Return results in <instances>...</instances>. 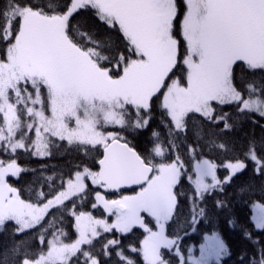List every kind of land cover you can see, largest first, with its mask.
<instances>
[{
  "label": "snow or ice",
  "instance_id": "obj_1",
  "mask_svg": "<svg viewBox=\"0 0 264 264\" xmlns=\"http://www.w3.org/2000/svg\"><path fill=\"white\" fill-rule=\"evenodd\" d=\"M81 10L92 12L103 35L71 24ZM181 63L182 75L173 78ZM160 94L164 131H153L152 146L145 153L122 143L119 132L98 130L101 125L148 127L152 101ZM223 105L264 119V0H183L182 7L178 0H0V152L23 149L47 156L49 137L66 141L85 156L103 149L98 171L76 164L58 186L47 177L51 191L39 190L36 203L22 199L6 179L25 169L16 159L0 160V226L14 222L13 236L38 228L33 240L40 245L33 251L25 240H16L0 252V264H9L10 255L11 264H70L78 254L83 264H102L97 254L81 246L93 245L100 229L128 233L136 226L147 233L139 247L132 248L142 254L144 264H173L163 258L162 249L174 250L178 264H186L179 234L170 238L165 231L178 203L174 188L184 169L181 150L190 155L205 146L228 150L211 136L205 140L203 128L194 130V143H186L194 115L202 125L232 127L230 114L217 108ZM246 162L264 175V151L257 150L255 141L235 162L223 165L229 173L223 180L217 178L215 163L197 161L194 191L188 194L193 230L205 213L199 202L230 182ZM205 177H211V183ZM86 179L105 189L135 185L139 191L117 200L95 193L92 207L103 204L115 216L112 223L77 213L73 205L69 214L75 219L77 238L65 243L63 213L45 223L46 217L85 194ZM256 207L255 225L264 229V206ZM143 214L152 218L155 230ZM245 236L251 238L249 233ZM188 251L187 264H212L213 259L219 264L227 249L213 233L205 236L199 258ZM101 252L109 258L115 254L117 264H135L124 255L119 240H108ZM250 264H264V248Z\"/></svg>",
  "mask_w": 264,
  "mask_h": 264
},
{
  "label": "trees",
  "instance_id": "obj_2",
  "mask_svg": "<svg viewBox=\"0 0 264 264\" xmlns=\"http://www.w3.org/2000/svg\"><path fill=\"white\" fill-rule=\"evenodd\" d=\"M71 24L82 25L83 30L99 31L101 35L104 33L103 27L99 25L90 10H81L74 15ZM236 68L237 75L240 76V65L238 64ZM182 69L183 66L180 64L175 73L182 75ZM260 76L261 73L257 72L255 78L258 80ZM252 78L249 76V79ZM161 99L162 94L152 101V118L148 127L136 129L128 126L122 129L117 126L112 128L113 132H119L124 137L122 141L127 142L139 153L143 154L146 149L151 148L153 131H164L161 126L163 119L160 108ZM217 108L219 111L230 114L229 123L232 124V127L225 130L223 123L215 127L207 124L202 125L198 114L194 115L188 122L186 143H194L196 140L194 130L203 128L205 140L211 136L216 139L217 143H225L228 150L210 149L205 146L202 151L198 149L195 154L191 155L186 149L181 150L184 169L177 186H175L178 203L173 219L168 222L165 231L170 238L174 234H179L180 248L186 264L188 250L191 249V253L197 250L198 244L205 236L214 232L220 235L227 249L226 254L220 257L219 264H250L253 256L259 259V249L264 248V229H256L251 219V204L253 202L264 203V175L256 173L251 162H246L247 167L235 174L230 182L222 184L205 195L204 199L199 202V208L205 210L204 216L198 219L194 230L190 226L192 205L188 194L194 191V185L189 177L193 176L195 161L205 158L215 163L217 178L223 180L229 174L223 165L227 162H235V158L242 155L250 141H255L258 151H264V119L256 114L238 113L234 105L217 106ZM50 141L48 148L50 154L43 157L32 155V150L25 152L23 149H18L15 154L0 152V159L3 161L16 159L20 167L25 169L17 177H8L9 184L19 190L21 198L24 200L36 203L39 190L42 189L45 193L51 191L49 187L51 182L46 179L47 177H53L54 186H58L61 176L63 175L66 180L69 172L75 170L73 166L76 164H87L93 171L98 169L97 162L102 156V147L85 156L82 151H77L75 146L68 145L66 141H60L57 138ZM86 184L88 187L85 194L66 201L62 208L50 210L51 214L46 217L45 223L52 219V215L59 216L60 213H63L62 227L67 240H71L75 235V219L69 214L73 205H75L77 213L80 211L91 212L94 217L100 218L104 217L105 212L100 205H97L96 208L92 207L96 203L95 193L100 192L108 200L117 197L116 193L93 185L89 179H86ZM56 190L60 189L57 187ZM54 194L55 192L52 193V195ZM217 201L222 202V206H218ZM15 227L14 222L8 221L0 228V252L6 248H12L16 240H25L30 246V250H38L40 245L38 240H33V235H37L39 229L37 228L35 233L28 230L25 235L13 236ZM245 233H249L251 238L246 237ZM143 235L144 231L138 226L128 233H119L115 230L103 232L100 237L95 238L93 245H85L83 249L91 250L97 254L102 264H117L115 254L109 258L101 252L104 243L116 239L120 241V249L123 250L127 258L135 261V264H144L142 254L132 251L133 247H139ZM161 251L165 260H172L173 264H178L174 250L162 249ZM83 259V256L78 254L77 257L71 258L70 264H83ZM9 264H11V255ZM213 264H217V262L214 261Z\"/></svg>",
  "mask_w": 264,
  "mask_h": 264
},
{
  "label": "rangeland",
  "instance_id": "obj_3",
  "mask_svg": "<svg viewBox=\"0 0 264 264\" xmlns=\"http://www.w3.org/2000/svg\"><path fill=\"white\" fill-rule=\"evenodd\" d=\"M181 1H182V3H181ZM181 1H178V4H180L181 5V7H182V4H183V0H181ZM178 38H180V37H178ZM180 39H182V38H180ZM180 51H181V56H180V60L182 61V59H183V52H184V48H183V44H181V49H180ZM181 65H182V63H181ZM183 66V65H182ZM178 76H181L179 73H174V76H173V78H176V77H178ZM45 101H46V91H45ZM47 105L45 104V107H46ZM36 107H39V105H37ZM46 114H50V113H46ZM0 119H2V114H0ZM133 119H134V117H133ZM71 124H72V126H74V121H72L71 122ZM115 127H117V126H113V125H101L99 128H98V130L99 131H101V132H104L105 134H107L108 132H113V129L112 128H115ZM118 127H120V126H118ZM30 135L33 137V138H35V133H34V131H32V132H30ZM47 135V134H46ZM49 139L51 140V139H56L55 137H49ZM58 139V138H57ZM29 143H30V141H29ZM34 150V149H33ZM203 159H205V158H203ZM0 160H2V159H0ZM199 160H202V159H199ZM199 160H196L195 161V163H194V165H193V176L191 177V182L192 181H194L195 179H196V173H195V165H196V163H197V161H199ZM5 163H7L8 161H4ZM228 163V162H227ZM20 166V165H19ZM9 176H11V175H8L7 177H6V179H7V182H8V177ZM13 177H17V176H13ZM205 180H206V182H208V183H211V177H205ZM86 182V181H85ZM9 183V182H8ZM137 191H139V188L137 187V188H134V189H130V190H126V191H124V192H120L119 194H118V197H116L117 199H120L122 196H126V195H134L135 194V192H137ZM174 191H175V188H174ZM55 195V194H54ZM106 199V198H105ZM114 198H112V200H113ZM108 200V199H107ZM98 205H100V206H102V209H103V211L105 212V215H104V217H100V218H98V217H94L92 214H91V212H88V213H90L94 218H96V219H106L109 223H112L113 221H115V216H113L111 213H109V212H107L105 209H104V206H103V204H98ZM257 205H261V206H264V203H261V202H253L252 204H251V219H252V222H253V224H254V226H255V228L256 229H258L257 227H256V225H255V220H254V217L256 216V214H257V212H258V208L256 207ZM144 216H145V219H146V222H148V224H149V226H151V227H153V230H155V228H154V221L152 220V218H150V217H148L147 216V214H143ZM2 226H0V228H1ZM139 227V226H138ZM140 228V227H139ZM166 228V227H165ZM142 229V228H141ZM113 230H115V229H113ZM143 230V229H142ZM100 231H101V233H103L104 231H103V229H100ZM116 231V230H115ZM144 231V230H143ZM120 233V232H119ZM215 233V232H214ZM213 234V233H212ZM212 234H208L207 236H211ZM216 234H218V233H216ZM145 235H147V233L144 231V235H143V238H144V236ZM219 235V234H218ZM219 237H220V235H219ZM77 238V233H76V231H75V235H74V237L71 239V240H67L66 239V237L64 236V237H62V239L64 240V242L65 243H71V242H73L75 239ZM143 238H142V240H143ZM220 239H221V237H220ZM222 240V239H221ZM205 243V238L202 240V242H200L199 244H198V247H197V250H195L194 252H192L191 253V255L193 256V257H196V258H199V256H200V247H201V245L202 244H204ZM83 246H85V245H82L81 247L83 248ZM46 250V249H45ZM188 256H189V254L187 255V260H188ZM222 257V256H221ZM215 261V259H213V261H212V264H213V262Z\"/></svg>",
  "mask_w": 264,
  "mask_h": 264
},
{
  "label": "water",
  "instance_id": "obj_4",
  "mask_svg": "<svg viewBox=\"0 0 264 264\" xmlns=\"http://www.w3.org/2000/svg\"><path fill=\"white\" fill-rule=\"evenodd\" d=\"M123 143V141H121ZM135 150V149H134ZM102 154H103V150H102ZM98 170H99V166H98ZM97 170V171H98ZM138 186H135V185H122L119 189H109V190H112V191H115V192H118V191H121V190H130V189H134V188H137Z\"/></svg>",
  "mask_w": 264,
  "mask_h": 264
}]
</instances>
